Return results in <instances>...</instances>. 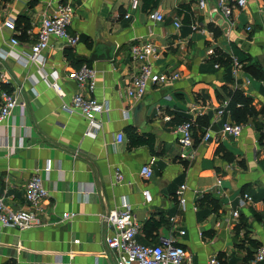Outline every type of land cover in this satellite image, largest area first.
<instances>
[{"label":"crops","instance_id":"obj_1","mask_svg":"<svg viewBox=\"0 0 264 264\" xmlns=\"http://www.w3.org/2000/svg\"><path fill=\"white\" fill-rule=\"evenodd\" d=\"M139 2L132 11L128 0H0V86L15 91L19 102L0 125V197L14 212L26 209L25 188L35 172L48 192L33 228L0 229V264H114L105 245L112 231L103 217L124 204L140 225L139 244L172 242L186 251L190 264H206L211 256L223 264H249L252 252L264 247V79L243 68L257 66L264 78V0H248L229 21L210 14L214 0H206L203 9L198 0ZM65 5L73 10L68 30L79 38L77 45L69 48L52 39L37 63L24 66L42 16ZM155 13L163 21L152 19ZM7 20L14 22L15 32L3 27ZM12 38L20 45L11 46ZM139 41L157 48L154 71L176 72L179 79L150 86L135 102L126 89L139 68L129 47ZM111 46V60L91 59ZM66 50L80 67L94 70L93 91L67 78L77 69ZM223 87L241 91L259 114L242 123L238 138L204 143L206 130L218 132L235 123L229 104L217 115L226 99ZM79 93L109 107L90 134L82 115L64 108ZM189 119L194 121L193 147L187 150L190 159L180 160L175 129ZM129 128L145 139L152 136V145L133 147ZM117 134L124 135L123 142L116 143ZM220 146L233 161L216 154ZM151 160L153 176L144 179L140 170ZM116 170L123 176L120 184ZM181 186L184 208L176 197ZM145 190L150 203L144 201ZM245 194L251 202L240 207ZM205 195L217 211L199 204ZM65 213L74 217L63 221Z\"/></svg>","mask_w":264,"mask_h":264},{"label":"built area","instance_id":"obj_2","mask_svg":"<svg viewBox=\"0 0 264 264\" xmlns=\"http://www.w3.org/2000/svg\"><path fill=\"white\" fill-rule=\"evenodd\" d=\"M214 7L210 10L211 15H222L229 21L234 10L242 11L247 6L248 0H214ZM129 7L132 11L139 8V0H128ZM206 6V0H198L197 7L203 9ZM261 12L264 14V4ZM73 10L70 5L60 6L56 12L50 15H43L36 33L35 41L31 45L29 53L24 57L25 60L21 63L26 66L29 63H37L43 52L50 47L52 39L61 40L66 47L74 48L79 38L76 35L69 33V27L72 22ZM126 18L129 15L125 16ZM152 19L163 21V16L155 13L151 16ZM176 28L180 27L178 21L174 22ZM3 27L10 32H15L16 27L13 21L7 20L3 23ZM229 27H233V23L229 22ZM195 31L198 29L196 24L192 25ZM251 27L246 28L249 32ZM11 46H19L20 43L16 38L10 40ZM158 55L157 48L150 41H139L129 47V57L132 62L139 63V68L135 76H133L130 84L126 89V95L135 102L141 101L150 86H158L171 84L179 79V74L176 72H156L152 66V60ZM215 68H218L215 65ZM69 80L75 81L80 88L87 85L88 91H93L95 88V72L86 66H82L77 70L70 71L67 75ZM59 92V88H55ZM17 94L14 92H6L0 90V125L5 122L11 115L12 111L19 106ZM229 102L224 101L217 115L221 116L224 109L227 108ZM23 106V104H20ZM65 110L71 114L78 112L82 115L87 123V134L92 133L100 125L96 122V118L103 112H107L109 107L106 102L98 101L94 98H84L80 93L75 95L69 106H64ZM193 120H186L176 126L175 132L177 135V144L179 147V159L189 160L190 156L187 150L193 147ZM243 130L242 124L226 123L218 132L206 130L201 141L204 143L213 142L221 143L225 138H238ZM264 137V128L261 131ZM116 143H121L124 140L123 134H117ZM152 160L149 164L142 166L140 175L144 179H150L153 176L151 168ZM48 173L50 166L44 168ZM123 181L122 174L115 171V183L120 184ZM185 186H181L176 192L179 206L184 208L186 200L183 197ZM146 203L151 202L150 193L145 190L142 193ZM48 192L44 187V182L39 174L35 172L29 178L25 188V205L26 209L14 212L5 204V198L0 197V229L2 228H17L19 230H28L38 224V215L41 213V204L47 199ZM251 202V197L243 195L239 204L240 207ZM74 214L65 213L62 216L63 221L70 220ZM233 217H238L237 212H233ZM103 222L107 230H111L112 234L105 238V245L108 251L114 254V264H190V259L186 251L172 242H165L163 245L145 246L136 241V236L140 231V225L136 221L130 206L124 204L120 209L110 211L107 216L103 217ZM181 235L184 232H180ZM264 261V247L257 249L253 259L249 264H257ZM69 264H76L70 262ZM206 264H223L216 256H211Z\"/></svg>","mask_w":264,"mask_h":264},{"label":"trees","instance_id":"obj_3","mask_svg":"<svg viewBox=\"0 0 264 264\" xmlns=\"http://www.w3.org/2000/svg\"><path fill=\"white\" fill-rule=\"evenodd\" d=\"M65 57L69 61V63L75 67L76 69H79L80 66L82 65L81 61L76 60L75 56L73 55L71 50H66L65 51ZM230 60L227 59V64L229 63ZM245 71L252 75L256 79H264L261 74L259 69H257V66L249 65V66H243ZM260 74V75H259ZM1 89L5 90L6 92H10L8 90V87L5 86H0ZM223 90V99L226 98L229 102V110L231 112L232 119L235 123L237 124H242L243 122H246L248 118L256 117L259 113L255 110V108L252 106V101L251 99L245 97V95L239 91V90H229L225 87L222 88ZM221 99V98H219ZM186 121V120H185ZM128 135H129V141L132 144L133 147L140 146L147 144L149 146L152 145L153 143V137L148 136L147 139L141 136H139L136 133V130L129 128L128 130ZM262 131V130H261ZM261 136L263 137L262 133ZM264 138V137H263ZM217 155H220V157L227 162H231L234 160L233 156H231L228 152H226L222 146H220L217 151ZM202 203H207L209 206L212 207L213 211H217L218 205L216 204L215 201L210 199V196L205 195L201 199L199 204ZM254 244L253 242H251ZM256 250L252 252V255L250 259L248 260L251 261L253 259L254 253Z\"/></svg>","mask_w":264,"mask_h":264},{"label":"water","instance_id":"obj_4","mask_svg":"<svg viewBox=\"0 0 264 264\" xmlns=\"http://www.w3.org/2000/svg\"><path fill=\"white\" fill-rule=\"evenodd\" d=\"M114 50V46H111L110 47V50L102 55V56H97L95 53L92 55V60H96V59H104V60H111L112 56H111V52H113ZM140 108V106H138V109Z\"/></svg>","mask_w":264,"mask_h":264}]
</instances>
